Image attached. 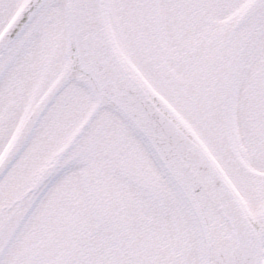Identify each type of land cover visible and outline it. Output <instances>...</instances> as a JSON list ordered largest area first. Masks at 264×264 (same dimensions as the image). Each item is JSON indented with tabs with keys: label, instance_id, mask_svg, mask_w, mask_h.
Instances as JSON below:
<instances>
[{
	"label": "snow or ice",
	"instance_id": "obj_1",
	"mask_svg": "<svg viewBox=\"0 0 264 264\" xmlns=\"http://www.w3.org/2000/svg\"><path fill=\"white\" fill-rule=\"evenodd\" d=\"M0 264H264V0H0Z\"/></svg>",
	"mask_w": 264,
	"mask_h": 264
}]
</instances>
